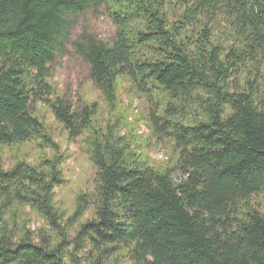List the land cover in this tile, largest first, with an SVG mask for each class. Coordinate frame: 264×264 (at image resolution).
Returning a JSON list of instances; mask_svg holds the SVG:
<instances>
[{"label":"trees","instance_id":"trees-1","mask_svg":"<svg viewBox=\"0 0 264 264\" xmlns=\"http://www.w3.org/2000/svg\"><path fill=\"white\" fill-rule=\"evenodd\" d=\"M68 49L105 119L51 83ZM125 86L167 161L150 159ZM45 112L96 171L69 215ZM0 264H264V0H0Z\"/></svg>","mask_w":264,"mask_h":264},{"label":"rangeland","instance_id":"rangeland-1","mask_svg":"<svg viewBox=\"0 0 264 264\" xmlns=\"http://www.w3.org/2000/svg\"><path fill=\"white\" fill-rule=\"evenodd\" d=\"M86 23L88 29L102 39H107L113 33V27L105 15H89ZM51 83L57 88L60 95L72 102L74 107H79L83 102L97 103L102 110L103 119L107 116L99 91L88 78L87 67L79 59L73 57L69 49L57 59L52 71ZM122 90L123 109L129 114V119H136V124L139 125L137 135L145 145L150 159L156 163L167 161L170 156L168 149L149 138L150 132L144 124L147 118L145 99L137 97L131 100L126 86ZM39 110H43L40 105ZM45 120L53 131L55 141L67 154V160L63 166L65 184L60 189H56L55 201L57 207L69 215L78 195L93 192L96 171L82 151L81 138L68 140L67 133L52 120L48 112H45ZM23 151L28 154L30 160H33L34 151L30 146H25ZM5 165L6 168L9 166V159L6 160ZM90 215L89 212L85 218ZM42 224L36 215L31 216L30 227L32 230L41 228Z\"/></svg>","mask_w":264,"mask_h":264}]
</instances>
